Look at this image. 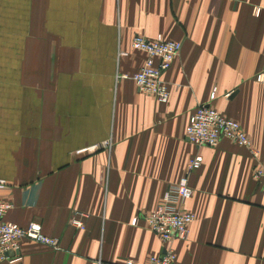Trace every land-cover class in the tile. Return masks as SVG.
<instances>
[{
    "label": "crops",
    "instance_id": "1",
    "mask_svg": "<svg viewBox=\"0 0 264 264\" xmlns=\"http://www.w3.org/2000/svg\"><path fill=\"white\" fill-rule=\"evenodd\" d=\"M181 42L166 102L139 92L135 35ZM264 0H0V200L5 220L38 222L56 247L22 240L0 264H264ZM214 93V96H211ZM236 120L251 150L197 146L198 105ZM105 142H108L105 145ZM188 174L195 215L164 243L143 219ZM77 218L84 224L72 223Z\"/></svg>",
    "mask_w": 264,
    "mask_h": 264
},
{
    "label": "built area",
    "instance_id": "2",
    "mask_svg": "<svg viewBox=\"0 0 264 264\" xmlns=\"http://www.w3.org/2000/svg\"><path fill=\"white\" fill-rule=\"evenodd\" d=\"M131 45L135 50L145 54L142 66L132 76L137 89L139 92L153 96L159 102H166L170 90L164 74L179 55L181 42L166 39L161 34L155 38L135 35ZM257 79L264 81V68ZM211 96H214V93ZM185 138L194 145L209 147H215L225 139L249 148L253 156H258L257 150L252 147L240 123L224 116L210 105L201 104L194 109L185 128ZM107 144L108 142H105V145ZM200 165V157H191L187 172L164 193L162 201L154 210L144 214L146 227L158 235L164 243L185 239L188 236L189 226L195 215L183 210L181 205L192 196L188 174ZM253 176L258 187L264 191V161H259L254 166ZM5 186L6 182L0 179V189ZM11 207L10 202L0 200V263L18 261L21 242L25 239L52 247L58 245V239L44 234L38 222L20 226L6 221L5 215ZM72 223L78 228H84L83 222L77 218H73ZM176 262L175 251L165 247L162 253L151 255L145 264H176ZM126 264H132V261L127 260Z\"/></svg>",
    "mask_w": 264,
    "mask_h": 264
}]
</instances>
